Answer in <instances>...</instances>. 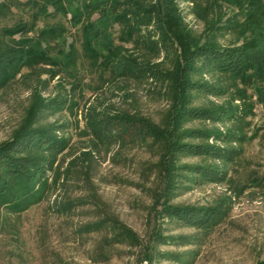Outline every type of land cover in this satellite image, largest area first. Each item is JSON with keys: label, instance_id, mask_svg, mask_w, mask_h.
I'll use <instances>...</instances> for the list:
<instances>
[{"label": "rangeland", "instance_id": "obj_1", "mask_svg": "<svg viewBox=\"0 0 264 264\" xmlns=\"http://www.w3.org/2000/svg\"><path fill=\"white\" fill-rule=\"evenodd\" d=\"M99 1L0 0V60L29 46L45 56L14 68L1 64L0 147L30 130L65 141L36 186L35 202L14 210L0 201V264H263L264 80L249 72L205 73L217 92L195 94L192 106L211 110L215 120L180 121L157 84L119 70L125 59L170 68L194 44L245 51L252 44L264 54V41L249 42L255 31L246 15L254 7L242 0H149L161 5L173 37L172 47L156 54L125 40V24L113 18L120 10L109 0L92 11ZM92 110L141 120L156 133L173 128V140L196 129L226 135L207 142L239 155L231 163L176 156L161 133L101 143L86 128ZM209 164L225 171L222 182L186 170ZM163 203L213 208L215 215L195 228L165 217ZM116 223L134 240L117 241Z\"/></svg>", "mask_w": 264, "mask_h": 264}, {"label": "trees", "instance_id": "obj_2", "mask_svg": "<svg viewBox=\"0 0 264 264\" xmlns=\"http://www.w3.org/2000/svg\"><path fill=\"white\" fill-rule=\"evenodd\" d=\"M242 1L249 7H254L251 11L248 10L246 15V20L253 21L250 24L251 29L255 31V34L253 32L255 39L249 42L261 44L264 41V1ZM109 3L112 5L111 8L120 10L113 18L125 24L124 38L133 47L156 54L172 47L173 37L167 29L161 5L157 1L109 0ZM102 7L103 0H100L92 3L91 9L95 11ZM242 10L246 11L245 8ZM107 18L111 20L112 15H107ZM51 31L52 29L45 30L44 33L50 35ZM248 46L249 49H246L248 51H245L237 47H215L208 43L194 44L189 48L184 59L174 63L170 68L164 67L161 62L146 60L135 62L125 59L119 63V70L128 79L150 80L157 84L160 87L158 94L171 100L172 108L180 121L215 120L216 114L211 110L192 106L195 94L217 92V89L204 81L201 76L211 72L241 76L249 72L251 76L264 80V54L252 51L250 49L252 44ZM29 47L19 51L18 57L14 54L10 56V60L7 57L5 60H0V67L4 64L9 68L13 64L14 68L26 61L36 60L37 56L45 60L42 52L38 53L33 46ZM262 88L261 97L264 96V82ZM222 115L228 116L226 112ZM85 120L91 137L101 143H124L128 142L127 140L152 137L161 133L171 140V152L176 156L203 157L231 163L239 155L236 148L207 142L210 137L226 141L228 139L226 135L221 137L219 134L213 135L200 129L182 131L177 137L179 140H173V128L167 127L166 131L156 133L153 126L138 119L121 118L92 110L87 113ZM184 137L198 142L182 141ZM64 148V139H58L53 134L38 130L20 133L5 146L0 147V201L10 205L14 210H22L35 202L39 196L36 186L53 170L54 160ZM186 170L189 174L212 183L222 182L226 176L225 171L211 164L188 167ZM162 212L169 219L195 228L206 227L215 215L213 208L198 209L166 203L162 204ZM114 237L119 242H130L134 240L135 235L127 227L116 223Z\"/></svg>", "mask_w": 264, "mask_h": 264}]
</instances>
